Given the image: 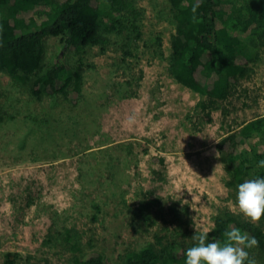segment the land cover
Wrapping results in <instances>:
<instances>
[{"label":"rangeland","instance_id":"1","mask_svg":"<svg viewBox=\"0 0 264 264\" xmlns=\"http://www.w3.org/2000/svg\"><path fill=\"white\" fill-rule=\"evenodd\" d=\"M138 2L145 8L146 35L161 34L164 54H143L136 96L114 94V83L125 80L113 63L118 52L101 53L97 47L86 55L95 67L86 69L85 91L91 101L85 109L83 103L59 106L49 95L34 100L4 77L0 86V264L5 251L20 253L19 264H69L67 250L42 245L52 210L60 212V224L74 226L84 238L93 235L96 248L112 262L127 248L153 242L161 227L174 228L170 206L181 211L191 230L195 225L211 229L214 215L224 207L239 214L236 193H229L223 157L215 144L241 123L264 114V45L257 49L253 40L248 41L250 48L258 50L251 72L222 101L224 110L213 109L207 115L200 106L204 96L168 72L174 32L168 7L163 0ZM61 49L58 38L48 37L46 61H53ZM103 91V97L93 98ZM132 116L135 120L129 123ZM101 146H111L106 160L118 170L115 178L104 165L93 168L99 160L95 150ZM144 197L159 198L157 207H163V212L149 230H135L127 206H136ZM93 203L100 206L98 211ZM252 255L257 256V264H264L258 248Z\"/></svg>","mask_w":264,"mask_h":264},{"label":"trees","instance_id":"2","mask_svg":"<svg viewBox=\"0 0 264 264\" xmlns=\"http://www.w3.org/2000/svg\"><path fill=\"white\" fill-rule=\"evenodd\" d=\"M163 2L174 25L168 72L180 84L204 96L200 106L207 115L213 109L224 110L222 101L249 75L251 63L258 57L257 49L264 45V0ZM197 2L199 8L193 12ZM103 5L101 0H0V86L6 77L10 86L22 88L34 100L49 95L59 106L64 102L72 106L83 103L85 109L91 101L85 91L86 69L95 67L86 55L97 47L101 53L118 52L113 63L125 80L114 83L113 93L125 98L136 96L143 73L139 61L148 52L163 57V38L160 33L146 35L142 22L145 8L138 0H104ZM48 37H56L62 44L50 62L45 57ZM250 39L256 50L249 47ZM104 94L95 92L93 98L98 100ZM19 145L23 146L24 140ZM215 146L223 157L229 193L235 195L240 183L264 177V167L259 166L264 160V114L241 123L238 130L228 131ZM110 147L95 150L99 160L93 168L104 165L115 178L118 170L106 160ZM159 203L157 197H144L136 206H127L130 225L135 230H149L157 224L163 212V207H157ZM92 207L100 209L97 203ZM168 210L171 222L176 223L174 228L161 227L153 242L127 248L115 262L96 248L93 235L84 238L74 226L60 224L57 210L51 212L52 222L42 245L67 250L69 264H186L185 251L194 244L195 230L187 227L188 221L176 207ZM213 222L209 242H222L227 230L239 227L257 238L256 248L264 254V218L254 224L224 207L214 215ZM252 250H248L250 255L257 258ZM2 255L3 264H19L20 253L5 251Z\"/></svg>","mask_w":264,"mask_h":264},{"label":"clouds","instance_id":"3","mask_svg":"<svg viewBox=\"0 0 264 264\" xmlns=\"http://www.w3.org/2000/svg\"><path fill=\"white\" fill-rule=\"evenodd\" d=\"M197 8L198 2L193 6V12ZM134 120V116L129 117V123ZM259 166L264 167V160L259 162ZM236 204L239 214H243L251 223H259L264 218V177L240 183L237 186ZM210 231L195 225L194 244L185 251L186 264H257L248 251L259 245L256 237L239 227H232L224 233L222 242H209Z\"/></svg>","mask_w":264,"mask_h":264}]
</instances>
